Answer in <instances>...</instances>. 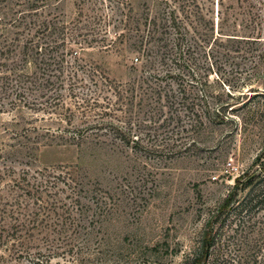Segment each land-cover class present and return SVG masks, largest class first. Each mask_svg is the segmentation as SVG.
I'll return each mask as SVG.
<instances>
[{
  "label": "rangeland",
  "instance_id": "obj_1",
  "mask_svg": "<svg viewBox=\"0 0 264 264\" xmlns=\"http://www.w3.org/2000/svg\"><path fill=\"white\" fill-rule=\"evenodd\" d=\"M188 4L0 0V50L11 47L1 61L30 39L46 57L165 85L172 100L194 103L133 115L128 143L103 125L78 146L62 129L79 126V115L68 126L46 97L36 108L0 95V213L8 192L20 205L11 264H191L204 254L206 264H245L255 246L264 252V181L245 185L264 159V0ZM78 72L79 85L99 83ZM193 112L204 122L195 130ZM10 226L0 215L2 238L12 239Z\"/></svg>",
  "mask_w": 264,
  "mask_h": 264
},
{
  "label": "trees",
  "instance_id": "obj_2",
  "mask_svg": "<svg viewBox=\"0 0 264 264\" xmlns=\"http://www.w3.org/2000/svg\"><path fill=\"white\" fill-rule=\"evenodd\" d=\"M176 1L179 4V8L183 9V12L186 11L187 5L190 6L189 2L191 4L195 3V0ZM96 19L100 18L91 16L87 23H95ZM22 23V20H20L15 26L18 27ZM45 28H48V25ZM29 43L31 44L30 46L26 42L22 46V50H18V53L15 54L16 58L12 59L10 64L5 62L6 58L2 61L0 60V95L3 94L5 97L12 96L20 102L23 101L24 105H32V107L36 106V108H39L38 104L42 103L37 102L38 96L46 97L45 107L53 109L52 111L57 113L60 119L66 120L65 122L68 126H70L73 116L79 115L83 119L79 126L62 129L69 134V136L64 138L65 140L63 139L65 143H74L79 146L82 138L86 135H100L99 131H103V125L108 128L107 133L109 135H113L114 138L128 143L131 131L129 125L131 120L129 119L133 115L142 112L144 116L148 115L149 118L157 114L161 116L166 106L174 111L180 106L186 109L190 108L191 111L194 109V103L188 106V104L180 100H172L174 95H168L171 90H166L165 85L154 82L155 86H143L137 80L125 83L116 82L104 76L96 65L88 67L79 63L67 65L63 63L62 59L56 60L49 56L46 57L41 52L43 47L36 44L37 42L29 39ZM4 48L5 51H11L9 45L4 44ZM35 49V54L31 53ZM5 51L4 49L3 51L0 50V56ZM21 54L22 56H20ZM28 66H33V70ZM79 70L88 75H97L98 73V77H100L99 83H97V79L89 78L90 84L79 85L77 83ZM38 71L41 72V75L38 74ZM28 95L31 97L28 98ZM116 112H120L121 116L125 117V125H119L118 120L120 119L116 116ZM192 114L195 122V125L191 123V126L193 125L192 129L195 130V126L202 127L204 122L201 120L200 115L196 112ZM159 116L154 119L155 122L159 119ZM165 118L163 122L170 120L171 115ZM261 159H263L262 156H258L257 161ZM25 176L21 179L26 180ZM246 179L245 185H249L258 179L259 181H255V183L264 181V159L259 163L258 171L248 175ZM14 182L16 184L17 180ZM26 184L29 185L28 181H26ZM30 186L33 188V185ZM6 197L2 199L4 202L6 201L7 205L2 208L0 215L7 222V225H11L10 228L12 227V230H14L11 231V236H9L12 239H5V236L2 238V235H0V264H11V260L17 262L18 257H20V245L22 244L21 240L16 238L14 232L19 225L17 222V214H19L20 207L19 196L8 192ZM256 197L264 201V186ZM228 201L229 199L223 204V207L227 206ZM214 243V236L207 238V246L211 247ZM261 248V245L252 248L243 260L245 264H264V252L260 254ZM208 257L209 255L207 254L201 255L195 258L191 264H206Z\"/></svg>",
  "mask_w": 264,
  "mask_h": 264
},
{
  "label": "built area",
  "instance_id": "obj_3",
  "mask_svg": "<svg viewBox=\"0 0 264 264\" xmlns=\"http://www.w3.org/2000/svg\"><path fill=\"white\" fill-rule=\"evenodd\" d=\"M228 166H232V165H231V162H228ZM212 178H213V179H216L217 176H213Z\"/></svg>",
  "mask_w": 264,
  "mask_h": 264
}]
</instances>
